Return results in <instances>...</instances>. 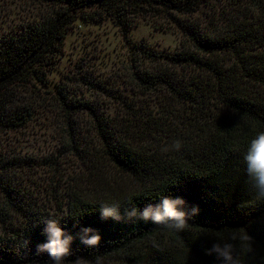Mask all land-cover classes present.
Segmentation results:
<instances>
[{
    "label": "trees",
    "instance_id": "16d2710c",
    "mask_svg": "<svg viewBox=\"0 0 264 264\" xmlns=\"http://www.w3.org/2000/svg\"><path fill=\"white\" fill-rule=\"evenodd\" d=\"M34 1L44 5L47 13L24 19L0 35V135L28 122L38 97L42 98L34 88L50 90L69 130L78 113L91 116L101 139L102 157L132 176L134 191L98 199L73 189L70 210L55 218L25 215L23 196L13 186L1 185V205L7 209H0V222L9 219V212L20 211L28 223L6 227L8 232L0 233V264H49L47 254L35 255L36 245L46 241L42 229L48 219L59 220L74 236L83 227L98 229L102 235L94 248L77 238L64 264L77 259L95 264L97 257L103 264L118 252L123 254L120 264H223L216 253L208 254L217 242L233 243L239 264H264V200L256 199L244 159L251 139L264 131V0H243L238 6L241 15L251 14L259 19L258 24L254 19L236 23L223 13L218 20L222 29L210 33L195 21L207 0ZM149 16L176 25L188 45L183 43L178 52L170 54L141 48L139 54L154 68L142 69L135 61L132 77L142 94H164L163 110L160 117H151L153 111L145 112L135 101L118 98L126 116L119 128L125 138L119 139L112 118L89 100L70 96L48 73L55 68V56L77 21L107 20L128 37L134 19ZM227 60L232 64L226 66ZM84 83L107 90L90 81ZM153 123L164 125V134L153 136ZM135 139L144 143L138 150ZM176 140L182 142L179 151L170 148ZM153 142H163L170 150L151 151ZM63 143L69 152L81 154L75 140ZM165 196L183 198L188 208L199 206V214L182 232H167L138 219L121 223L101 219L103 203L143 209ZM234 234L250 239L233 241Z\"/></svg>",
    "mask_w": 264,
    "mask_h": 264
},
{
    "label": "rangeland",
    "instance_id": "374dc122",
    "mask_svg": "<svg viewBox=\"0 0 264 264\" xmlns=\"http://www.w3.org/2000/svg\"><path fill=\"white\" fill-rule=\"evenodd\" d=\"M241 2L243 0H207L196 12L195 21L208 33L222 29L218 20L223 13L235 18L236 23L254 19L258 24L259 19L251 14H240L238 6ZM46 13V7L34 0H0V35L11 31L24 19L33 20ZM183 43H187V38L176 25H166L161 19L151 16L135 18L128 37L107 20L97 23L77 21L56 54L55 68L48 75L70 96L89 100L98 111L112 118L115 121L112 129L117 130L119 139H123L125 135L119 128L126 116L122 115L123 104L117 101L118 98L135 101V106L142 107L145 112L153 111L151 117H160L163 110L160 102L164 94H142L132 77L133 70L137 68L133 67L135 61V65L142 69L154 68L139 51L142 48L153 53H176ZM231 64L232 61H228L226 66ZM85 81L107 90L98 89L97 86L93 88ZM33 91L42 97H38L37 103L43 102L42 105L35 104L26 124L0 135V165L3 166L0 168V187L9 184L19 192L20 197L23 196L25 215L28 212L31 216L36 214L39 217L65 216L70 210L69 192L73 189L81 196L98 199L115 198L127 194L128 190L132 193V176L102 157L101 139L92 126L91 116L78 113L74 127L69 130L63 121V112L48 94L52 91L38 87ZM25 96L30 98L29 94ZM143 111L140 110V114L145 118ZM151 129L153 136L166 131L164 125L154 123ZM64 140H75L81 154L63 148ZM135 142L138 144L137 150L144 144L140 140ZM163 148V142H153L151 145V151L162 153ZM2 191L0 209L5 212L7 208L1 205L4 202ZM9 213V219L0 222V233L8 232L6 227L27 226L28 221L23 213ZM120 256L123 257V254L118 252L104 260L103 264H120Z\"/></svg>",
    "mask_w": 264,
    "mask_h": 264
},
{
    "label": "clouds",
    "instance_id": "9594fccd",
    "mask_svg": "<svg viewBox=\"0 0 264 264\" xmlns=\"http://www.w3.org/2000/svg\"><path fill=\"white\" fill-rule=\"evenodd\" d=\"M182 142L176 140L171 149L179 151ZM169 147L162 149L164 152L170 150ZM246 162L247 175L255 189L256 199L264 200V131L258 132L247 148L244 156ZM200 212L199 206L188 208L186 201L180 197L165 196L159 203H147L143 209L136 206L123 207L119 202L103 203L100 207V216L102 220H113L117 223L131 221L133 219L151 222L161 227L167 232H182L187 228L189 220L193 219ZM42 235L46 241L36 245L35 255L47 254L49 264H64L66 258L72 254V245L78 238L80 243L88 248L98 247L102 241V235L98 229L92 227H83L74 236L64 227H61L57 219H48L44 222ZM233 241H248L247 235L235 234L231 237ZM216 253L223 264H239L236 253V247L233 243L217 242L208 250V254ZM75 264H84L80 259ZM95 264H102V259L97 257Z\"/></svg>",
    "mask_w": 264,
    "mask_h": 264
}]
</instances>
